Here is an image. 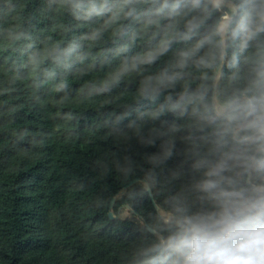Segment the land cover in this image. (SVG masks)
I'll return each instance as SVG.
<instances>
[{
  "label": "clouds",
  "instance_id": "1",
  "mask_svg": "<svg viewBox=\"0 0 264 264\" xmlns=\"http://www.w3.org/2000/svg\"><path fill=\"white\" fill-rule=\"evenodd\" d=\"M0 132L98 146L117 264H264V0H0Z\"/></svg>",
  "mask_w": 264,
  "mask_h": 264
},
{
  "label": "trees",
  "instance_id": "2",
  "mask_svg": "<svg viewBox=\"0 0 264 264\" xmlns=\"http://www.w3.org/2000/svg\"><path fill=\"white\" fill-rule=\"evenodd\" d=\"M97 147L60 140L38 158L0 152V264H117L113 253L134 229L89 210L94 188H78Z\"/></svg>",
  "mask_w": 264,
  "mask_h": 264
}]
</instances>
